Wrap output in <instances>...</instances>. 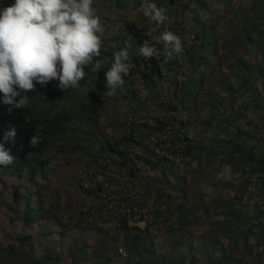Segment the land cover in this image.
Instances as JSON below:
<instances>
[{"label": "trees", "instance_id": "16d2710c", "mask_svg": "<svg viewBox=\"0 0 264 264\" xmlns=\"http://www.w3.org/2000/svg\"><path fill=\"white\" fill-rule=\"evenodd\" d=\"M184 1L154 0L158 6L165 8L166 15L169 12L174 18L168 20L173 23L175 33L182 39L183 52L179 55L174 53L171 58H167L163 45L156 43L159 59L152 57L145 60L143 57H136V49L145 40L158 37V33L144 32L149 30L144 25L149 19L143 12H138L137 25L141 28L137 29L139 35L142 32L145 34L143 40L136 41L138 33L133 32L127 19V12L138 11L145 0H95L94 6L101 15L105 28L103 37L110 25L124 22L116 30L113 38L103 40L101 56L98 59L104 68L98 73L93 71L91 66L86 68L85 78L79 85L69 89H61L56 79L47 84L34 81V85H37L34 86V92L28 94L26 105L15 109L11 115L7 113V106L0 104V127H5L10 122L18 131L15 145L6 144V147L11 149L14 160L10 165L0 166V180L5 176L18 177L34 186L36 178L48 177L53 156L44 158V155L53 146L74 145L83 151H87L88 146H97L100 152L108 154L110 163L100 164L104 180L94 187L91 186L88 193L102 191L104 183H108L109 186L121 183L119 177L107 175L110 164L114 163L120 170L126 169L128 173L126 177L132 181L120 198L114 200L111 198L110 201H129L133 198L129 193L134 194L136 189L134 180L137 179L140 183V180L144 181L146 178L144 174L141 175L143 168L149 172L164 173L168 168L173 169L177 165V157L181 160L189 159L188 163L196 161L197 167L191 171L194 178L188 182L187 187L184 185L186 181L184 175L180 174L174 179L178 187H173L180 190V199L185 203L179 206V218L190 222L188 220L190 216L192 221L197 223L196 211L208 219L210 215L219 218L207 222L211 228L204 236L199 250L203 258L198 261L191 258L190 263L264 264V206L255 203L252 212L249 213L251 206L242 204L246 194L249 196L254 194L249 190L251 178H257L256 191L264 187V97H261V91L257 88L258 81L264 84V0H256L257 7H254L251 15L247 14L245 8L238 6L237 24L230 18L229 21L221 23L232 11V8L226 9L231 0ZM212 4L221 6L217 11L225 12L217 20L211 19V10H214ZM126 44L131 46L130 55L134 63L130 73L136 72V76L133 79L125 76L124 85L118 87L112 97L107 94L110 89L106 86L105 73L108 71L113 52L122 49ZM249 55H254V61L248 59ZM224 65H228L226 73L223 70ZM182 68L189 71V76L182 81L176 80L173 86L175 92L184 94L185 98L181 100L175 95L173 99H169L157 90L156 83L164 79L166 73L178 74ZM206 70H210L207 75ZM139 81L143 83L141 88L131 87V84ZM143 91H147L154 100L168 98L167 101L158 104V112L162 113V118L148 119L137 115V109L151 112L146 103L138 105L139 96ZM203 96L208 97L203 106L211 111V116L199 123L194 119V115L200 110L195 107ZM109 100L116 104L123 100V104L115 105L110 110L117 113V109L120 108L125 116L121 118L115 114L116 126L103 131L104 122L99 124L103 116L100 111L108 106ZM238 101H241V106L235 108ZM250 111L253 114L252 119L248 116ZM141 119L144 120V124H138ZM254 119L259 122H255ZM234 122L238 124L233 126ZM193 128L194 132L191 131ZM34 135L41 137L35 148L29 143ZM205 139L207 143H203ZM146 140L150 142L148 145ZM137 149L146 156L133 154ZM217 161L220 167L222 165L230 167L234 174L240 175L242 181L238 185L232 183L224 185H231V189L235 191L232 197L215 196L211 202L210 200L198 202L193 193L194 179L209 178L210 175H207L206 171ZM163 193L155 194L154 203L158 205L162 201L164 204ZM151 195H154L153 188L148 185L145 192L136 194L134 198L140 199L146 205ZM12 197L18 220L28 223L36 221L37 216L48 215L41 204L35 206L31 192H26L23 197L15 194ZM100 197L104 206L108 196L104 198L100 194ZM187 199L193 201L197 208H187L189 204ZM88 211L90 212L91 208ZM154 212L155 217L162 214L160 208ZM48 217L49 220L54 219L52 215ZM105 218L104 216L102 220L106 223ZM70 223L72 220L67 225L70 226ZM59 225L63 226L60 223ZM106 230L109 233L105 234L108 235L114 232L112 228L107 227ZM117 230V236H109L107 240L103 234L101 240H98L97 247L90 245L81 247L79 254L84 255L82 252L86 249L85 255L88 254L89 258L114 264L111 254L119 256L116 243L120 237L123 238L122 247L127 253L126 264H185V258L181 256H178L180 258L178 262L175 261L176 257L163 262L157 252V245L149 236L142 237L143 231L138 227ZM44 234L53 233L49 231ZM220 237L229 241L231 251L228 248H217L221 244L218 242ZM31 240L30 235L20 239L22 245ZM103 242L111 246L103 245ZM184 243L193 248V237H187ZM69 248V264L79 263L80 256L78 258L77 254L71 252V246ZM97 248H104L105 254L104 252L96 254ZM8 254H15L16 264H29L27 261L31 259L24 250L19 251L14 246L10 247ZM119 257L122 258L121 255Z\"/></svg>", "mask_w": 264, "mask_h": 264}, {"label": "rangeland", "instance_id": "374dc122", "mask_svg": "<svg viewBox=\"0 0 264 264\" xmlns=\"http://www.w3.org/2000/svg\"><path fill=\"white\" fill-rule=\"evenodd\" d=\"M205 1L209 2V0ZM231 1L232 2H229L226 9L232 8V11L227 15V18H224V20L221 21V23L229 21L230 18L234 20L235 24H237L239 15L236 11V8H238V6L245 8L248 15L253 14L252 11L254 7H257L256 0ZM184 2H190V0H185ZM209 5H211V3H209ZM212 8H214V10H211L212 20H217L219 16H222L225 13L224 11H217L221 8V6L217 4H212ZM138 12H142V9L139 8L136 12H127L128 24L132 28L133 32L138 33L137 37L135 36L136 41L143 40L144 34H150L152 31L157 32L158 36L166 29L175 32L174 25L170 21L174 20V18L170 16L168 12L167 17L170 18V20L167 19L162 25H157L154 21L148 20V23L144 25L148 27L149 30L144 31L145 33L142 32L139 35V29L137 28L141 27L140 25H137ZM122 22L123 21H120L119 23L110 25L108 31L106 32L105 36L102 37V39L108 40L109 38H113L116 34V30L123 25L124 22ZM255 54L257 55L256 52ZM248 59L254 61V55H249ZM227 66L228 65H224L223 67L225 73ZM208 73H210V70L205 71L206 75ZM135 76L136 72L132 74L130 73L128 75L130 79L135 78ZM156 76L155 70L154 77ZM188 76L189 71L184 68H182L178 74H175L174 72L166 73V75H164V79L156 83L157 90L162 92L164 96L168 97L169 99H173V97L177 95L179 99L184 100L185 95L180 94V92L176 93L173 83L176 80L182 81L188 78ZM142 84V81H139V83L136 82L131 84V87L141 88ZM206 86L208 87L209 83L206 84ZM257 88H259L261 91V97H264V84L262 81H258ZM113 95L114 94L111 96L113 97ZM166 97H161L159 100H154L150 97L147 91L141 92L138 105L146 103V107L151 110L152 113L143 112L140 111V109H137V115L146 117L148 119H156L159 117L162 118V113L158 112V104L163 101H167L168 98ZM207 99L208 97L203 96L196 104L195 109L200 111L194 115V119H196L198 122L211 116V111L207 110V108H204L203 106ZM123 103V100H119L117 104L114 101L109 100L107 103L108 106L101 109L100 112L103 114V116L100 119L101 121H99V124L104 122V128L102 126L103 131L111 130V128L116 126V116L124 118V111H122L120 108L117 109V113H114L110 110L111 108H114L115 105ZM240 106L241 101L235 103V108ZM126 109H128V107H126ZM248 116L249 119L253 118L252 111L248 112ZM254 121L259 122L256 119H254ZM243 122L247 123V121ZM232 124L233 126H236L238 123L234 122ZM244 127H246L245 129L248 128L246 125ZM198 129L200 130V127H198ZM252 129L253 128H250V130ZM191 131L194 132V128ZM210 136L213 137L211 134ZM148 142L149 140H146L147 145ZM203 143H207V140H203ZM143 155L144 153H141L140 156ZM51 156H53V160L49 165L48 177L44 179L36 178V184L34 186H30L29 182H26L25 179L18 177L5 176L0 180V264H16V259H14L15 254H8V251L12 246H14L19 251L21 250L23 252L24 250L26 255H30V261H33L32 264H69L70 246L72 248L71 252L77 254L78 258L80 256V262L77 264H106L97 259L89 258L88 254L85 255L87 252L86 249H84L82 252L84 255L79 254V250L81 247H88L89 245L90 247H97V243H99L98 240H101V236L103 234L106 235L107 240L109 239V236L118 235V232H113L110 235L105 234L109 232L106 230V223L102 220V218L105 216V212H107L106 207L108 203L104 201V206L102 205L103 200L101 199L100 194H107L108 198H120L130 187V181H132V179L126 177V174H128L126 169L120 170L115 165L113 166V164H110L114 171L109 176L112 175L111 177H119V181L121 183L119 185H113L109 187H106L104 183V190L95 194H91L88 193V189L94 187L96 184L104 180L103 171L100 168V164H102V162L110 163L108 154L100 152V149L97 146H88V150L83 151L79 148V146L63 145L59 147L53 146L45 153L44 158ZM176 162L179 167L178 170L175 171V169L168 168V173H164L169 174L170 171L173 170V172L175 171L176 174H182L186 178L188 177L187 181H191V176L193 177L194 175L191 173V171L197 167L196 161L188 163L189 159L181 160L179 157H177ZM140 164L141 163L139 162L138 165ZM222 166L220 167V164L217 161L211 165L210 169L206 171V174L210 175L209 178L201 180L195 177L194 187L197 194L194 195L196 201L198 200V202H203L210 200L209 202H211V199H209L211 196V190L213 189V185L219 180L234 182L235 185L241 183L242 180L238 174H234L232 169H223ZM80 172H82V174ZM160 173V171L149 172L146 170V168H143L141 175L144 174L146 178L144 181L140 180V183H138L139 181H137V179L134 180L136 181L134 184V186H136L134 193L142 194L145 192L148 185L153 188L154 194H159L163 191L167 192L170 188L165 187V184L162 182H168V180L170 181L171 179L169 177L168 180H163V177L160 176ZM251 180L252 184L250 185L249 190L252 194H254L253 196L246 194L242 201L243 205L247 204L251 206L249 213L252 212L253 205L255 203L264 206V187L256 191L255 184L257 182V178L253 177ZM128 183L129 186L127 187ZM228 188L231 189V185H229ZM26 192H31L32 201L35 206L41 204L48 215L37 216L38 219L36 221H29L28 223L18 220L12 195L15 194L16 196L23 197V194ZM218 192L220 193V190H218ZM229 195L231 197L234 196L235 191L231 189ZM150 201L152 208H161V206H158L152 200ZM188 203L193 209L197 208L193 201L190 203L189 200ZM90 208L91 211L89 212L88 210ZM165 209L162 211L163 213L161 212L162 214H160L159 217H155L153 214H151V217H155L154 221L160 225L157 234L155 236L151 233H147L145 235L149 236L150 238L153 236L154 244L157 245V252L160 254L161 260L163 262H168L171 258L176 257L177 260L175 261L178 262L180 260L178 256L185 258V264H191V258H194L196 261L201 260L203 257L202 253L199 251L200 245L204 240V236H206L207 232L211 228L210 225L207 224L209 220H212L211 217L208 219V217L206 218L201 212L196 211L195 218L198 222H193L190 216L188 218V220H190L189 222L185 221V219L179 218L180 214L178 213H165L167 212ZM49 215H52L54 219L49 220ZM212 217L215 219L219 218L216 215H212ZM71 220L72 223H70L71 225L68 226L67 224ZM59 223L66 227L60 226ZM99 229L101 230L99 231ZM49 231H52L53 234H44L45 232ZM27 235L32 237V243L30 241L25 245H22L20 239ZM189 236L193 237V248H189L184 243V240ZM122 239L123 238L119 237V240L116 243L118 246L117 248L123 249ZM218 242H221V244L217 247L218 249L223 247L228 248L231 251V246L228 240L220 237ZM103 245L111 246L104 242ZM209 248H211V246ZM108 249L111 250L112 248ZM103 252L105 254L104 248H97L96 254ZM111 255L114 258V264H126L127 257L121 258L117 255L114 256V254ZM50 256H52V259H50ZM53 257H55V261L53 260ZM30 261L27 262L31 264Z\"/></svg>", "mask_w": 264, "mask_h": 264}, {"label": "clouds", "instance_id": "9594fccd", "mask_svg": "<svg viewBox=\"0 0 264 264\" xmlns=\"http://www.w3.org/2000/svg\"><path fill=\"white\" fill-rule=\"evenodd\" d=\"M94 4L95 0H0V104L7 106L9 115L26 105L28 94L34 92L37 85L34 81L47 84L56 79L61 89H69L85 78L86 68L91 66L97 73L104 68L98 58L101 56L105 28ZM141 9L143 15L157 25L164 24L168 19L165 8L158 6L154 0H145ZM156 43L163 45L167 58L183 52L181 37L166 29L158 37L139 45L136 57L159 59ZM130 47L126 44L112 54L105 73L106 86L110 89L108 95L124 85V77L133 69ZM138 124H144V120H139ZM17 135V128L10 122L0 127V166L13 163L14 157L6 144L15 145ZM40 140L39 135L32 136L30 146L35 148ZM133 154L141 153L137 149ZM113 171L110 166L107 175ZM105 186L109 187L108 183ZM130 195L134 197L136 194ZM110 200H105L108 203L106 210L111 203L121 202ZM150 200L145 205L150 210V223L147 222L145 227L121 225L112 228L107 211L106 228L118 232V228L138 227L143 231L142 235H154L153 229L158 231L160 225L154 221L155 217H151V214L155 216V209L151 207ZM118 254L127 257L124 249L118 248Z\"/></svg>", "mask_w": 264, "mask_h": 264}, {"label": "crops", "instance_id": "0c3cea01", "mask_svg": "<svg viewBox=\"0 0 264 264\" xmlns=\"http://www.w3.org/2000/svg\"><path fill=\"white\" fill-rule=\"evenodd\" d=\"M223 167V169H231L230 167H228V166H226V165H224V166H222ZM178 164L173 168V169H175V171L176 170H178ZM169 171V170H168ZM168 171L166 172V173H168ZM173 172V170H171L170 171V173L169 174H164V173H162L161 171V175L160 176H162L163 177V180H168V178L170 177V181L168 180V182L166 181V183L165 182H162V183H164L165 184V187H169L170 189L167 191V192H165V191H163L164 193H163V196H164V198H163V201H164V204H163V202L162 201H160V203L158 204V206H161V211H163L165 208V210L167 211V212H165V213H168V212H171V213H179V211L180 210H178L179 209V206H181V205H185V203H183L182 201H181V199H180V197H181V192H180V190L178 189V188H176V189H174V187L173 186H175V187H178L177 185H176V183L174 182V179H175V176H178V175H180V174H176V172ZM240 176V175H239ZM190 178V177H189ZM193 177L191 176V179H192ZM187 179H188V177L186 178V181H185V186L187 187L188 185H189V181H187ZM161 181V180H160ZM191 182V181H190ZM226 183H232V184H234V182H228V181H217L214 185H213V191L211 190V193H210V197H209V199H214V197L215 196H222V197H231L230 195H229V192H230V188H228V185H226V186H224ZM163 184V185H164ZM162 185V184H161ZM168 185V186H167ZM215 190V191H214ZM218 190H220V193L218 192ZM174 192V193H173ZM193 193L194 194H197V192H196V190H195V187H194V189H193ZM207 194V193H206ZM206 194H205V196H206ZM149 199H151L153 202H155V194L154 195H151V196H149ZM208 199V200H209ZM156 200H157V198H156ZM187 201H189V199H187ZM167 202H169V204L167 205ZM190 203H191V200H190ZM166 204V205H165ZM188 207L189 208H192L191 206H190V204H188ZM163 213V212H162ZM203 215V214H202ZM205 216V215H204ZM206 218H207V216H205ZM210 217H211V219L212 220H214L215 218L214 217H212V215H210ZM205 218V219H206ZM203 219H204V217H203ZM207 220V219H206ZM153 231H154V236L157 234V231H155L154 229H153ZM151 239L154 241V239H153V236H151Z\"/></svg>", "mask_w": 264, "mask_h": 264}, {"label": "built area", "instance_id": "2783aa9c", "mask_svg": "<svg viewBox=\"0 0 264 264\" xmlns=\"http://www.w3.org/2000/svg\"><path fill=\"white\" fill-rule=\"evenodd\" d=\"M154 140V139H153ZM109 225L112 228L121 225L146 226L150 223L148 213L150 210L140 199L132 198L129 201L113 202L108 206Z\"/></svg>", "mask_w": 264, "mask_h": 264}]
</instances>
